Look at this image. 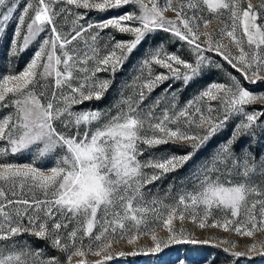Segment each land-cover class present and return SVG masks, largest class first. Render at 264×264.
<instances>
[{
  "label": "snow or ice",
  "instance_id": "obj_1",
  "mask_svg": "<svg viewBox=\"0 0 264 264\" xmlns=\"http://www.w3.org/2000/svg\"><path fill=\"white\" fill-rule=\"evenodd\" d=\"M123 7L129 10L81 23L87 12ZM0 9H6L0 12L2 34L17 12V0H0ZM58 17L66 33L58 30ZM213 20L221 26L213 29ZM105 29L132 39H105ZM159 31L186 45L191 59L164 52L161 45L125 84L131 95L112 109L76 110L108 90L111 80L99 73L114 75ZM33 43L37 47L26 66L0 77V107L12 109L0 118V142L8 145L0 146V157L28 152L31 158L0 163V264H62L59 256L18 244L15 238L23 234L47 240L65 254L63 264H72L73 257L80 258L76 264H88L89 253L99 257L91 264H104L114 256L156 255L173 244L210 242L186 231V222L249 238L244 252L234 251L238 241L218 242L228 245L223 251L231 258L264 257V238L258 239L264 234V190L248 182L258 169L264 175V156L257 162L246 141L239 155L236 151L242 138L254 139V130L264 128V110H248L264 105V92L244 87L264 82V0H27L16 17L11 55ZM213 53L236 75L226 73V82L209 84L183 105L169 84L167 95L141 107L166 81L188 86L214 63ZM233 118L238 122L231 135L192 172L190 189L181 187L172 204L144 199V188L184 167ZM168 144L182 154L140 159L145 150ZM216 210L225 215L217 218ZM144 237L150 246L141 245ZM121 241L133 248L131 254L114 252Z\"/></svg>",
  "mask_w": 264,
  "mask_h": 264
},
{
  "label": "rangeland",
  "instance_id": "obj_2",
  "mask_svg": "<svg viewBox=\"0 0 264 264\" xmlns=\"http://www.w3.org/2000/svg\"><path fill=\"white\" fill-rule=\"evenodd\" d=\"M27 0H17L18 9L17 12L13 14V18L9 20L5 26V31L0 34V77L5 74H15L21 71L30 61L34 49L37 47L35 43L31 44L28 49H25L23 52H18L16 56L11 55V40L13 39V33L16 26V17L19 15L22 8L25 6ZM164 0H160V3H163ZM253 4H259L260 0H252ZM76 11L75 8L72 9ZM129 8L123 7L120 9H115L107 12H98L90 11L87 12L85 19L81 20V23H96L108 17L117 16L128 11ZM6 11V9H0V12ZM81 13H84L85 10H80ZM31 15V12H30ZM169 16L172 13H168ZM206 18H211L208 16ZM98 19V20H97ZM27 22V21H26ZM58 30L66 33L68 27L64 24V20L61 18L56 19ZM221 26L219 20H213L212 27L213 29ZM22 34L23 29H22ZM102 36L105 39H108L109 36H114L116 40H130L132 37L128 34H120L114 30L105 29L102 33ZM227 43V40L224 41ZM163 45V51L167 53H175L181 55L186 59H191V54L188 52L187 46L176 42L168 33L166 32H155L149 35L144 41L137 46V48L128 56L125 60L123 67L119 68L117 72L113 75L109 72H101L98 74L100 79H109L111 84L108 90L105 92L103 98L99 101L85 102L84 104L77 106L76 110L84 109H112L122 96L127 97L131 95V90L125 87L126 83H129L133 77L139 75L138 67L142 59L146 58L151 51ZM212 60L214 63L208 65L207 67L202 68L200 75L191 81L188 86H184L181 81L169 80L163 84L157 86L155 90L148 96L144 101L141 107H146L147 105L153 103L156 98L167 95L165 89L168 88V85L171 84L172 88L170 91H174L177 94L178 102L180 105H183L188 100L192 99L199 91L206 88L209 84L213 82H226L227 77L226 73H232L236 75L234 70L222 60L216 54H212ZM216 64H220L221 67H217ZM156 71H163L160 68H156ZM212 70V71H210ZM244 87L248 88L250 91H253L256 94L264 92V82H257L255 85H249L244 83ZM253 108L257 111L264 110V105L257 104L250 107L248 110L252 111ZM12 109L0 107V118L4 115H7ZM114 111V110H113ZM238 121L233 118L225 125L224 128L220 129L205 145L204 147L196 153L191 161H189L184 167L177 169L173 173L162 176L159 180L154 181L152 184L148 185L143 189L144 199L146 201L156 198L162 200L164 204H172L175 202L177 191L181 187L191 188L189 183V178L192 172L199 166L201 161L207 159L208 156L218 147L220 143H223L232 133L235 124ZM259 123V121L257 122ZM254 139L251 138H242V140L237 144L236 151L239 155L240 153V144L245 143L246 149L252 153L256 158V161L259 162L261 157L264 156V128H256L254 130ZM0 146L8 147L4 142H0ZM143 147V146H142ZM182 154L177 152L176 146L172 144L160 145L156 149L145 150L143 155L140 157L141 160H146L150 156H161L164 154ZM30 163L31 158L28 152H21L16 154H9L5 157H0V163ZM36 166H41V163L38 162ZM51 164L45 166V168L51 167ZM249 183L259 186L264 190V175L259 174V169L257 174H253L250 177ZM171 189V191H170ZM27 198V197H26ZM255 197H251L253 199ZM214 216L220 218L225 214L222 211L216 210L213 213ZM211 219V218H210ZM2 221V217H0ZM177 227L179 223L176 222ZM73 224L68 225V229L73 228ZM184 228L188 232H195V236L198 240L209 239L208 244H212L216 249H219L218 258L213 260L212 252L207 251L203 247V243L197 244H173L169 247H166L162 250L161 253L156 255H126L123 258L115 257L112 261H105L104 264H180L183 261V264H264V257L258 256L254 257L251 260L247 257L244 258H231L228 253L223 251L224 248H227V244H219L218 242L221 239L227 238L231 241H238L239 246L234 249V251L244 252L246 251L245 245L251 243V240L247 237H238L234 233L224 232L222 229L217 228H205L203 230L195 227L192 223L186 222ZM99 229H94V232ZM64 231L63 229L61 230ZM159 235L165 236L166 232L157 228ZM264 238V234L258 235V239ZM16 242L20 245H27L31 250H41L46 256H59L61 262L66 260L65 254L54 250L48 243L47 240L37 238L32 235L23 234L15 238ZM89 243L88 239L84 240V245ZM141 245L150 246L151 241L148 237H144L140 241ZM215 250V249H213ZM212 250V251H213ZM124 251L126 254H131L133 248L126 246L123 241L119 245H114V252L118 253ZM80 259L78 257H73L72 264H76V261ZM99 259L92 255L91 253L87 254L86 261L88 264H91L92 261ZM29 264H32V261L29 260Z\"/></svg>",
  "mask_w": 264,
  "mask_h": 264
},
{
  "label": "trees",
  "instance_id": "obj_3",
  "mask_svg": "<svg viewBox=\"0 0 264 264\" xmlns=\"http://www.w3.org/2000/svg\"><path fill=\"white\" fill-rule=\"evenodd\" d=\"M98 20V19H97ZM56 25H57V22H56ZM161 32H163V31H161ZM210 71H212V70H210ZM239 143V142H238ZM237 143V144H238ZM237 146V145H236ZM48 164H46L45 166H47ZM185 245V244H184ZM203 247L204 248H206L207 249V251H210V252H212V255H213V260H216L217 258H218V250L219 249H216V247H214L212 244H204L203 245ZM213 249H215V250H213ZM213 250V251H212Z\"/></svg>",
  "mask_w": 264,
  "mask_h": 264
}]
</instances>
